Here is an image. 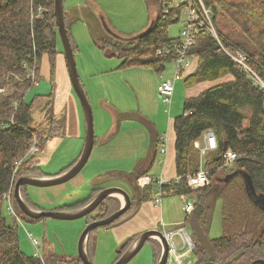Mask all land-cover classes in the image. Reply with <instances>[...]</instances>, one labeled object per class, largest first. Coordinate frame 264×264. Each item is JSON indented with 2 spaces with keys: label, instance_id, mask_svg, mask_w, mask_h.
<instances>
[{
  "label": "trees",
  "instance_id": "16d2710c",
  "mask_svg": "<svg viewBox=\"0 0 264 264\" xmlns=\"http://www.w3.org/2000/svg\"><path fill=\"white\" fill-rule=\"evenodd\" d=\"M203 1L205 6L213 12V21L223 43L229 48L232 46L242 48L249 55L248 62L251 67L264 78V0H242V9L239 8L237 12L231 13L234 15L240 14L241 10L246 12L253 10V20L257 26L251 30V33L257 37L256 45L229 39L224 31L223 23L218 22L221 12L215 5V3L221 4L226 11L227 6L223 0ZM32 2L35 5L45 4L47 10L42 19H36L32 15V18L30 17L29 8ZM156 3L151 28L145 35L130 40L109 36L102 39L107 41L98 43L106 57L122 59V67L147 66L155 68V72L159 74L162 73L166 63L173 60L174 54L162 56L157 52L167 44L171 45L179 40V37H173L168 33V27L174 23L172 20L174 13L180 12L185 3L171 9L169 13L165 12L167 0H156ZM52 7L53 0H0V85L7 83L4 75L10 72L28 77L22 83H17L11 93L7 89L8 92H4L5 96L0 98V264H60V262L61 264H83L79 256L64 258L51 252L46 263V254L42 255V258L38 255L24 254L18 241L17 229L8 223L2 208L3 200L11 190V203L15 207L13 208L15 214L12 213V215H18V219L15 217L18 221L45 219V217L33 219L21 211L14 195V187L21 176L30 174V176L43 177L55 176V174L49 175L42 172L39 159L33 161V157L36 156L33 155L24 159L14 177L16 162L25 157L32 142L36 141L42 151L51 139L66 135L67 122L63 114L55 116L51 113L45 124L34 126L32 118L34 99L32 101L26 99L28 90L33 86L28 74H31L35 61L37 78L40 75V62L44 56L48 57L49 62L51 61L53 69L55 67L54 56L57 52L60 33ZM177 21L179 19L175 22ZM246 31L250 33V28L246 27ZM60 52L63 51L60 50ZM189 53L198 56V66L194 72L184 78L185 85L193 87L202 82L214 83L197 96L186 98L182 114L176 115L174 122L176 166L177 175L182 177V181L164 188L168 191L174 190L176 194H190L196 199L193 212L185 218V224L189 226L195 244L196 264L205 262L264 264V238L257 239L264 229V204L256 202L264 199V91L241 71L240 66L221 49V45L211 33L198 34ZM228 76L232 79L226 80ZM44 104L52 110L51 98ZM246 110H249L250 114H247ZM11 118H14L13 122L10 121ZM208 128L214 129L219 141V150L211 155L206 163L210 169L209 177L212 179L218 173L216 166L222 148L226 144L227 148H231L239 155L233 167L230 168V172L238 170L249 174L256 191V196H251L240 174L235 175L220 187L216 200L221 203L223 231L218 237H210L209 233L212 208L206 204L205 199L211 185L194 190L186 183L188 173L193 174L199 166V149L195 142ZM115 133L116 130L109 137L114 136ZM152 138L155 151L151 157V166L158 143L155 135ZM76 161L56 174L70 170ZM143 168L130 173L108 171L99 175L100 178L123 180L126 183L125 189L132 200L129 210L114 222L134 213L144 201L152 199L153 187L141 189L137 183L138 178L148 172V169ZM27 186L24 185L21 188V193L33 208L34 204L29 202L31 198L27 192ZM104 188L95 187L91 197L67 202L54 209L72 211L81 208ZM120 207L119 197H107L99 208L87 215H90L89 223L108 217ZM97 229H94L88 237L89 255L91 237ZM139 235L126 239L121 246L119 257L129 249ZM148 242L153 244L155 264H157L161 245L155 238ZM9 243L11 246L8 245Z\"/></svg>",
  "mask_w": 264,
  "mask_h": 264
},
{
  "label": "rangeland",
  "instance_id": "374dc122",
  "mask_svg": "<svg viewBox=\"0 0 264 264\" xmlns=\"http://www.w3.org/2000/svg\"><path fill=\"white\" fill-rule=\"evenodd\" d=\"M178 1L180 0H177V2ZM223 1L227 6L226 11H224L221 4L215 3V5L221 12L218 17V22L223 23L224 31L229 39L236 42L242 41L244 43L256 45L258 42V40H256L257 37L254 33H251V30L257 26L253 20V10L248 12L241 10L242 12L240 14L232 15V12H237L239 8L242 9V0ZM177 2L173 1L172 3L178 5ZM202 2L204 3L203 0ZM156 4V0H64L66 27L75 54L78 73L83 85L85 76L89 75L92 70L97 69V66L113 68L112 66L120 64L122 61L117 57H112L110 59L104 58V54L102 53V49L99 48L98 43L107 41L102 39H106L109 36L121 40H130L139 35L144 29L146 30L151 26L156 12ZM167 5L170 6L168 1ZM29 10L31 12V3ZM188 13L189 7L185 4L181 8L179 21L173 24L171 23L168 27V33L171 36L176 37L179 35L180 30L185 25ZM246 27L250 28V33L246 31ZM56 49L57 52L54 56L56 63L54 69L48 57L44 56L42 62H40V75L37 78V82L28 90L26 95L27 101H32L34 99L32 112L34 126L45 124L51 113H54L55 116L57 114H63L71 117L76 106L79 108L80 115H84L82 105L70 80L68 67L65 62L66 59H64L65 51L61 37H59ZM60 50L63 52H60ZM174 66L175 64L173 61L166 63V67L161 74L155 72V68L132 67L122 69L121 72H112L106 76L105 82L109 86H113L110 90L115 94V99L108 101L106 97H101L100 100L102 99V101L100 102L101 104L99 103L100 107L93 101L94 99H92L94 123L95 118L99 120L100 116L105 113L111 114L114 117V107L118 109V112L119 109L124 107L130 108V110L143 111L151 118H154L157 130L159 131L160 129L161 132L166 134L168 131V121L176 117V115L182 114L184 102L188 96L186 95V85L182 78L176 81V95L173 96L171 104L165 103L158 93V84L160 80L163 78H172L175 71ZM26 76L12 72L5 74L4 77L7 82L5 85L9 93L13 91L17 83H22L25 79L27 80L28 77ZM230 79H232L231 76L226 78V80ZM95 82L97 85L104 84L97 79ZM5 85H0V89L5 87ZM104 87H106V85ZM41 95H48L49 97H43ZM4 96L5 93L2 94L0 98ZM49 98L52 99V110L54 112L44 104ZM246 113L250 114V111L246 110ZM80 117L84 121V116ZM162 127H164L163 130L161 129ZM82 129V137H69L63 135L55 137L52 139L53 141L50 140L51 142H48L44 152L33 157V161L38 160V157L41 158L42 163L40 166L42 167V172H52L57 168L59 162L69 157L71 158L76 152L83 149L85 134L84 128ZM148 139H151L149 128L137 120L130 119L124 125V129L120 135L114 140L104 142L103 144L97 142L92 150L89 162L79 174L80 177H84V183L75 186L74 189L73 183L76 181L74 179L78 177L76 176L69 182L53 186L39 187L28 185L26 188L31 198L29 202L31 201V203L34 204L32 205L33 208H39L38 210H55L54 208L59 207L64 202H71L76 198V200L82 199V197L85 198V195L90 194L91 186L104 187L112 183L118 184L120 185L119 187L125 189L126 184L121 180L95 177V170L99 168V163L96 160L98 152L106 150L110 153L109 149L113 147L116 149H123V151L126 150L129 158L135 159V155L141 152L142 146L145 147L147 145ZM210 156L211 155L208 156L206 162L209 161ZM231 167H233V165L218 169L217 165L216 168L218 173L211 179V187L210 190L207 191L208 194L205 202L212 208L210 237H218L223 231L221 203L219 200H216V196L220 187L227 183L225 179L228 174H231ZM159 170H161V167L157 163L156 166H154L153 172L157 173ZM91 181L92 185H90ZM140 188L145 189L141 186ZM119 199L122 204L123 197L119 196ZM162 200V212L160 208L155 206L152 199L144 201L143 207L145 210L150 208L151 211L154 212L155 220L163 218L166 224H164L165 229L173 228L175 223L172 221L174 220H179V224L184 223L187 213L182 207L184 206V202L179 194H166L162 197ZM3 201V215L7 218L9 224L16 227L20 248L24 254L34 256L38 250L42 255L46 254V263L48 255L51 252H55L64 258L78 257L79 239L90 221V215H85V217L74 220L45 218L39 221L27 219L18 221V215L13 216L11 212L15 207L7 198ZM187 227L191 233L189 226ZM158 228L159 227L156 229ZM103 229V227H100L97 231L100 233L101 240L97 245V256L95 259L90 256L93 264H107V262L113 258L111 256H115L119 251V246L117 245L115 247L113 245L111 234L103 232ZM191 237H193L192 233ZM32 238L38 240L37 246L33 243ZM8 245H10V243ZM181 251H183V249H181ZM195 256L194 253L191 252L190 255L183 260V264L196 261ZM154 262V249L149 242H146L128 264H154ZM61 263L62 262H60V264Z\"/></svg>",
  "mask_w": 264,
  "mask_h": 264
},
{
  "label": "crops",
  "instance_id": "0c3cea01",
  "mask_svg": "<svg viewBox=\"0 0 264 264\" xmlns=\"http://www.w3.org/2000/svg\"><path fill=\"white\" fill-rule=\"evenodd\" d=\"M179 35H180V33H179ZM179 35L176 37H179ZM102 53H103V51H102ZM104 58H109V57H106L104 55ZM110 58H112V57H110ZM193 60L195 61V66L193 67V69L190 71L189 74L194 72L198 66V56L194 55ZM115 65L116 66H112L113 68H108L106 66H97V69L92 70L90 72V74L85 76V79L83 80L84 88H85V91L89 97L90 102L92 101V99H94L93 101L95 103H97V105L99 107H100L99 103L102 101V99L100 100L101 97H106L108 101L115 99V94L112 92V90H110L111 87H113V86H109L105 82V77L108 76L109 74H111L112 72H118V71L121 72L122 69L133 67V66L122 67L121 63L115 64ZM134 67L151 68V67L139 66V65H136ZM188 75L183 76L182 79L184 80V78H186ZM96 79L103 82L106 85V87H104L105 86L104 84L97 85V83L95 82ZM213 83L214 82H202V83H199L193 87H188L186 85V95H188L187 98L192 97V96H197L200 92H202L205 88L209 87L210 84H213ZM175 88H176V86H175ZM175 92H176V90H175ZM174 95H176V94L174 93ZM57 105H59V104H57ZM91 105H92V103H91ZM101 107H102V105H101ZM114 109H115L114 117L111 114L105 113V114H103L104 116L103 115L100 116L99 120H97L95 118L94 127H95L96 138H95L94 147L97 144V142L103 144L104 142H108V141L110 142L111 140H114L117 136L120 135V133L124 129V125L130 119L137 120V121L143 123L144 125H146L150 130L151 139L150 140L148 139L147 145L145 147L142 146L141 152H139V153H137V155H135V159H132V158L130 159L127 151L126 150L123 151V149H116V148L112 147L111 149H109L110 153H108L106 150L99 151L98 155H97V159H96L97 162L99 163V168H97V170H95V177L97 178V177H99V175L106 173L108 171H122V172L125 171V172L130 173V172H132L138 168L144 167L143 169H148L147 175L154 176V177L163 175V176H165V178L167 177L168 179L175 178L177 176L176 131H175V126H174V122H175L176 117L171 118L168 121V126H167L168 131L166 132V134H164L163 132L160 131V129H159V131L157 130L155 119L151 118L150 116L145 114L143 111L130 110V108H124L123 107V108L119 109V112H118L117 108L114 107ZM80 116H84V115H80V111H79L78 106L75 107V111L71 117L65 116L66 122H67V128H66V135H63V136L82 137V132H83L82 128H84V134H85V131H86L85 118L83 121ZM163 128L164 127H162L161 129L163 130ZM114 130H116L115 135L112 137H109V135L111 133H113ZM170 130L172 133L170 132ZM153 135H155L157 137L158 143L156 145L157 152L154 156V162L152 163V166H151L150 165L151 159H152L151 157L153 155V152L155 151L154 150L155 144H153V140H152ZM200 137L195 142V145L197 148H198V143L200 141ZM202 142H203V140H202ZM83 147H84V145H83ZM46 148H47V146H46ZM46 148H44L41 151V153L44 152L46 150ZM163 149L165 151H163ZM82 151H83V149L81 151L76 152L73 156H71V158L69 157L68 159H65V160L59 162V164L57 165V168L55 170H53L52 172H46V173L49 175H53V174L56 175V173H59L60 170L64 169L65 167H67L68 165H70L71 163L76 161L79 157H81L80 155H81ZM38 159H39V163L41 165V163H42L41 158L38 157ZM89 160H90V158H89ZM89 160H88V162H89ZM157 163L161 167V170H159L160 172L158 171L156 173V172H153V169ZM80 172L76 175V176H78L76 179H74V178L71 179V180H73V179L76 180L73 183L74 189H75V186L85 182L84 177L83 176L80 177V175H79ZM45 177H48V176H45ZM71 180H69V181H71ZM69 181H67V182H69ZM92 181H91L90 185H92ZM121 181H123V180H121ZM111 185L112 186H120L118 184H112L111 183L108 186H104V187H111ZM95 187H98V186H91L90 194L89 195L87 194L88 196L85 195V198H89L94 194V193H92V190ZM152 196H153V194H152ZM83 198L84 197H82V199ZM76 199H74L73 201H75ZM73 201H71V202H73ZM64 203H67V202H64ZM143 205H144V203H142L140 205V208L138 210H136L134 213H131L127 217L123 218L122 220H120L118 222H114L113 224H111L108 227H103L104 228L103 232L111 234L110 236L113 240V245L115 247L118 245L119 251L121 249L122 244L126 241L127 238H129L133 235H137V234L141 235V233L146 231V230L156 229L157 227H160V224H161V221L163 220V218H158L157 220H155L154 212L151 211L150 208H148V210H145ZM161 206H156V207L160 208V210L162 212ZM94 214H96V213H94ZM172 222L175 224L180 223L179 220H174ZM98 229L92 234L90 246H89V252H90L89 256H91L93 259H95V257L97 256V245H98L99 241L101 240L100 233L97 232ZM150 244L153 247V244L152 243H150ZM119 251H118V254H116L115 256H111L113 258H111V260H109L107 262V264L115 263V261L119 258ZM154 259H155V255H154ZM154 264H155V262H154Z\"/></svg>",
  "mask_w": 264,
  "mask_h": 264
},
{
  "label": "built area",
  "instance_id": "2783aa9c",
  "mask_svg": "<svg viewBox=\"0 0 264 264\" xmlns=\"http://www.w3.org/2000/svg\"><path fill=\"white\" fill-rule=\"evenodd\" d=\"M167 1L170 3V6L167 5L165 10L166 13H169L173 8L180 7V5L183 3H185L186 6L189 7V13L187 15V19L185 20V25L180 31V35L178 38L179 40L171 45L167 44L157 52L162 56L174 54L172 60L175 64L173 77L163 78L158 85V93L165 103L171 104L172 98L175 93L176 81L183 76L188 75L195 66V61L193 60L194 55L189 53V49L195 44L198 34L202 32L211 33L214 38H216L217 42H219V44L221 45V49L224 50L228 55H230L232 59L240 66L241 71L245 75H247L255 85H257L261 90L264 91V78L249 64V55L238 46H232L231 48H229L223 43L213 21V12L211 9L205 6L202 0H180L178 2L177 0ZM173 1L177 2L178 5H174V3H172ZM46 10L47 8L45 4L37 3L35 5L34 2L31 3V15L36 19H42L44 14L46 13ZM177 19H180V12H175L172 17V20L174 22ZM34 64V68L32 69L31 74H29V78H31L33 85L37 82V75L35 70L36 61ZM6 91V87H2L0 89L1 93H4ZM13 119L14 118H11L10 121L13 122ZM30 145L31 146L29 148V151L25 155V157L16 162L17 167L14 171V177L17 174L16 172H18V167L22 165L24 159L29 158V156L38 155L39 153H41L40 147L37 145L36 141L32 142V144ZM198 148V169L193 172V174L188 173L186 177L187 185L194 190L206 188L211 184V178L209 177L210 169L206 165V159L209 155H213L217 150H219V141L217 139V134L213 128H208L202 133L200 141L198 143ZM163 151L165 150L163 149ZM238 157V153H236L231 148H227L226 150L222 151L219 156L218 169L232 166ZM14 177L13 179H15ZM181 181L182 177L178 175L173 179H168L163 175L154 177L147 174L139 177L137 180L138 184L142 188H146L148 186H152L154 188L152 200L156 206L162 205V197L164 195L176 194L174 190L168 191L164 187L171 185L172 183H181ZM179 196L184 202V206L182 207L186 211L187 215L191 214L195 208V197L187 193H180ZM6 198L11 203V190L7 194ZM11 211L13 214H15L14 209H12ZM164 224L165 222L162 220L158 229L162 231L169 248L166 264H183V260L188 255H190L191 252L194 253L195 244L192 240L191 233L185 222L182 224L177 223L173 228L170 229H165ZM156 240L160 243V240L158 238ZM32 241L35 246H37L38 240L36 238H32ZM181 249H183V251H181ZM35 255H38L40 256V258H42V254L38 250ZM195 260L196 261L188 262V264H196V256Z\"/></svg>",
  "mask_w": 264,
  "mask_h": 264
},
{
  "label": "water",
  "instance_id": "95a60500",
  "mask_svg": "<svg viewBox=\"0 0 264 264\" xmlns=\"http://www.w3.org/2000/svg\"><path fill=\"white\" fill-rule=\"evenodd\" d=\"M54 14L56 16V24L59 28L60 37L62 40V43L64 45V51H65V59L66 64L68 67V72L70 76V80L72 82L73 88L80 100V103L82 105V109L84 112V118H85V124H86V133H85V142L83 151L81 153V157L78 158L76 163L67 171L56 174L55 176H48V177H36V176H21L17 179L16 184L14 187V195L16 198V201L21 209V211L33 218V219H40L42 217L45 218H55V219H61V220H74L81 217H85L88 214L95 211L97 208H99L100 204L110 196H122L123 197V203L119 210H117L115 213L109 215L106 218L94 220L91 223L87 225V227L82 232L80 239H79V249L77 252L79 258L81 259L83 264H93L91 261V258L88 253V237L92 233V231L99 227H108L111 225L114 221H116L118 218H120L125 212H127L131 207V197L129 193L122 187L119 186H112L102 189L88 204L85 206L74 209V210H36L32 208L27 201L24 199L21 193V188L24 185H31V186H39V187H46V186H53L57 184L65 183L72 178H74L86 165L88 162L93 147L95 143V127H94V114H93V108L91 105V102L89 100V97L85 91L84 85L81 82L77 65H76V58L73 51V47L70 41V37L68 34V29L66 27V21H65V9H64V0H54ZM153 22V21H152ZM152 24V23H151ZM151 26L148 27L146 30H143L139 35L136 37H140L145 35L149 30ZM134 37V38H136ZM227 149V145L225 144L223 146V151ZM240 174L246 184L247 190L250 192L251 196L256 195L255 188L253 186V182L249 174L236 170L235 172L228 174L225 181L228 182L231 178H233L235 175ZM257 203L264 204V199L256 201ZM159 239L161 244V254L160 258L157 261V264H166L167 258H168V244L167 241L159 229H150L146 230L139 235L136 240L133 242V244L129 247V249L125 252H123L120 257L115 261L113 264H128V262L141 250V248L144 246L146 242H148L150 239ZM121 251V250H120ZM119 251V253H120ZM202 264H217L213 262H205Z\"/></svg>",
  "mask_w": 264,
  "mask_h": 264
},
{
  "label": "flooded vegetation",
  "instance_id": "af4514ba",
  "mask_svg": "<svg viewBox=\"0 0 264 264\" xmlns=\"http://www.w3.org/2000/svg\"><path fill=\"white\" fill-rule=\"evenodd\" d=\"M145 30V29H144ZM256 196V195H255ZM263 231H261L257 237V239H262L264 238V229H262Z\"/></svg>",
  "mask_w": 264,
  "mask_h": 264
},
{
  "label": "clouds",
  "instance_id": "9594fccd",
  "mask_svg": "<svg viewBox=\"0 0 264 264\" xmlns=\"http://www.w3.org/2000/svg\"><path fill=\"white\" fill-rule=\"evenodd\" d=\"M234 165V164H233Z\"/></svg>",
  "mask_w": 264,
  "mask_h": 264
}]
</instances>
